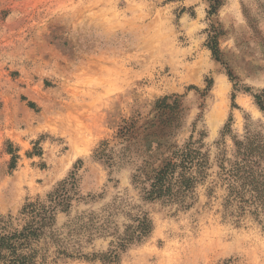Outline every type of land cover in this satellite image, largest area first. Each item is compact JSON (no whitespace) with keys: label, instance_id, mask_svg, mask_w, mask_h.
Returning a JSON list of instances; mask_svg holds the SVG:
<instances>
[{"label":"rangeland","instance_id":"1","mask_svg":"<svg viewBox=\"0 0 264 264\" xmlns=\"http://www.w3.org/2000/svg\"><path fill=\"white\" fill-rule=\"evenodd\" d=\"M255 95L264 98V0H0V214L76 176L81 198L58 224L85 217L89 233L76 238L90 259L53 264H264V214L226 207L219 178L240 162L238 141L264 147ZM76 111L71 143L55 118ZM126 121L135 134L122 140ZM107 140L111 158L96 157ZM188 142L208 162L190 205L144 200L133 176ZM142 213L150 235L102 262L112 234Z\"/></svg>","mask_w":264,"mask_h":264},{"label":"trees","instance_id":"2","mask_svg":"<svg viewBox=\"0 0 264 264\" xmlns=\"http://www.w3.org/2000/svg\"><path fill=\"white\" fill-rule=\"evenodd\" d=\"M211 49L218 57L215 43ZM255 98L264 110L263 96L255 95ZM132 128L133 125L126 121L119 129L117 138L126 140L128 136L134 135ZM252 142L250 136L237 142L240 162L234 163L233 170L227 172L228 176H219L228 192L225 206H236L239 217L247 214L250 209H255L257 216L264 214V176H255L259 169L254 168L261 166L264 147L254 148ZM171 147L161 165L133 176V180L142 190L144 200H164L189 206V196L198 182L206 178V155L193 142L183 147ZM107 150H111L108 140L101 143L96 157L110 159L111 152ZM77 187L76 176H70L57 184L46 199H27L16 215L0 214V264H53L73 258L90 259L83 251L81 240L76 238V229L82 231L83 236L87 235L89 222L85 217H80L78 221L71 220L64 226L58 224L59 214L70 215L75 203L81 198ZM152 228V221L146 213H142L122 233L112 234L115 239L111 241L106 254H102L99 259L104 263L116 262L121 251L144 240Z\"/></svg>","mask_w":264,"mask_h":264},{"label":"bare ground","instance_id":"3","mask_svg":"<svg viewBox=\"0 0 264 264\" xmlns=\"http://www.w3.org/2000/svg\"><path fill=\"white\" fill-rule=\"evenodd\" d=\"M79 67H82V66L80 65ZM79 67H77L75 69H72V70H66L65 74H63L64 75V81H65L64 84H63V89L64 90H66V91L70 90L68 84L71 83L73 78H77V79L79 78V73H76V71L79 70ZM80 108H82V106H78V109H80ZM81 114H83V112L76 111L75 114L74 113H69V115H66V114H63L62 112H60V113H57V115H56L55 120L59 121L60 124L63 127H65L64 130H63L64 135H66V137L68 138V140L71 143L78 142L79 139H80V133L79 132H80V129H81V125L79 124V122L81 121V117H79V116ZM44 115H45V113H44ZM77 145H79V144H77ZM78 147L81 148L80 146H78ZM140 252H142V251L140 250Z\"/></svg>","mask_w":264,"mask_h":264}]
</instances>
